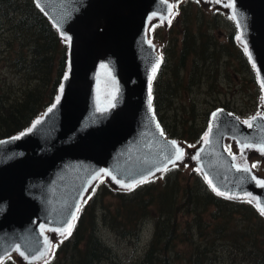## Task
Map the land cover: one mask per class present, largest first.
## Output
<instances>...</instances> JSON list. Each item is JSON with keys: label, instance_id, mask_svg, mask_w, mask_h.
Segmentation results:
<instances>
[{"label": "water", "instance_id": "obj_1", "mask_svg": "<svg viewBox=\"0 0 264 264\" xmlns=\"http://www.w3.org/2000/svg\"><path fill=\"white\" fill-rule=\"evenodd\" d=\"M34 2L68 42V66L52 105L24 131L0 139V264L15 249L27 261L41 256L46 249L41 227L66 229L95 175L104 171L123 186L131 185L177 156L178 146L164 133L153 108L151 80L162 57L146 36L149 16L165 17L168 2ZM231 3L239 38L264 93V0ZM101 72L115 87L105 107L97 95ZM226 137L264 148V118L256 115L247 125L218 108L196 151L200 170L217 193L250 196L264 208V181L233 164Z\"/></svg>", "mask_w": 264, "mask_h": 264}, {"label": "trees", "instance_id": "obj_2", "mask_svg": "<svg viewBox=\"0 0 264 264\" xmlns=\"http://www.w3.org/2000/svg\"><path fill=\"white\" fill-rule=\"evenodd\" d=\"M196 9L194 19L187 9L172 17L152 79L153 107L165 134L189 150L209 129L212 110L200 109L201 85L221 93V77L229 80L244 69L259 86L233 19L225 16L229 31L219 42L213 29L221 11L205 20L203 7ZM0 61L12 73L9 79L0 75L2 139L24 131L51 106L67 72V42L34 0H0ZM105 183L83 201L71 234L55 243L46 264H120L99 236L101 225L135 244L149 232L140 255L125 264H264V214L251 198L216 193L197 166H169L131 189ZM17 262L9 256L1 264Z\"/></svg>", "mask_w": 264, "mask_h": 264}, {"label": "rangeland", "instance_id": "obj_3", "mask_svg": "<svg viewBox=\"0 0 264 264\" xmlns=\"http://www.w3.org/2000/svg\"><path fill=\"white\" fill-rule=\"evenodd\" d=\"M168 2V13L167 16L161 17L159 15H150L147 20V37L149 42L153 43L157 52L161 53V46L167 45V38L170 35L169 23L172 17L175 15L179 18L183 10L187 9L191 12L189 17L194 19V11H197L196 7L199 5L203 7L205 20H209L214 15L215 11H221L217 16L219 18V26L213 29V34L216 39L221 42L225 41V36L228 33V25L224 22L226 21L225 16L231 17V0H166ZM191 4V6L189 5ZM176 9V11H175ZM232 18V17H231ZM178 20V19H177ZM234 22V21H233ZM192 30L196 29L195 24H191ZM153 30L152 36L149 35V31ZM180 39V36H178ZM180 40L177 41V47H179ZM231 70V68L229 69ZM0 75H5L8 79L12 76L11 70L6 61H0ZM257 79V77H256ZM252 76L243 69L242 75H234L231 79H225L223 76L220 79L219 89L221 93L215 92L211 88H206L205 85H201L198 89V100L200 102L201 110H213V107H221L220 103H227L229 109L237 114L243 122L248 123V119L252 118L254 115L259 114L264 117V95L259 86L252 82ZM258 82V80H257ZM259 84V83H258ZM115 87L113 81L108 74L104 73L99 77L97 84V95L98 100L101 104H109L111 97L113 96ZM204 112V111H203ZM169 125L170 120H169ZM177 140V139H176ZM179 142V140H177ZM201 142V141H200ZM182 144L181 142H179ZM185 148L179 147L183 155L181 158L174 159L169 166L179 165L186 167L187 169H192L193 166L198 167L196 148L194 150H189L185 145ZM225 146L229 153L233 156L234 162L238 166H244L251 168V171L256 178L260 181H264V151L261 148L251 145H239L234 139L226 138ZM255 165V167H253ZM163 171V170H162ZM100 182H106L107 187L113 188L114 186H121L122 184L114 180L110 175L105 172L95 175L88 186L85 189L83 201L88 197H92L96 185ZM124 188H128L123 186ZM105 201L111 203V208L113 207V200L106 197ZM87 202V201H85ZM46 237V249L45 252L34 259L26 260L22 257L20 251L17 249L13 250L10 256L16 258L19 262L17 264H46L50 255L53 254L55 248V243L59 240L68 237L69 235L65 230H49L47 227L43 228ZM64 232V235H61ZM149 232L144 231L140 237L139 243H134L132 241H125L117 238L108 228L103 225L99 228V236L112 246L115 251V256L113 258V263L118 261L120 264L128 263V259L136 258L142 252L144 244L148 238ZM118 255V256H116ZM23 258L24 262H21ZM125 258V259H124ZM99 264H105L101 262ZM118 264V263H114Z\"/></svg>", "mask_w": 264, "mask_h": 264}, {"label": "snow or ice", "instance_id": "obj_4", "mask_svg": "<svg viewBox=\"0 0 264 264\" xmlns=\"http://www.w3.org/2000/svg\"><path fill=\"white\" fill-rule=\"evenodd\" d=\"M153 72L155 73V69L153 70ZM173 146H174V147H177V146L175 145V142H173ZM261 150L264 151V148H262ZM182 155H183L182 151L177 147V156H176V159L179 160V159L181 158ZM253 167H255V165H253ZM244 170H245V171H248V169H244ZM125 187L133 188V187H135V185H125ZM218 194H219V195H223V193H218ZM261 212H262V214H264V208L261 209ZM73 219H75V217H73ZM71 228H72V225L69 224V225H68V228L65 230V231L67 232L68 235L71 234ZM61 235H64V232H61Z\"/></svg>", "mask_w": 264, "mask_h": 264}]
</instances>
